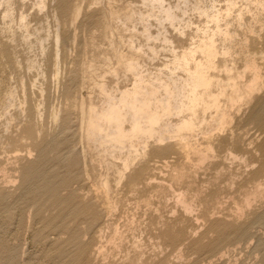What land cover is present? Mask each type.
Masks as SVG:
<instances>
[{
  "label": "rangeland",
  "instance_id": "obj_1",
  "mask_svg": "<svg viewBox=\"0 0 264 264\" xmlns=\"http://www.w3.org/2000/svg\"><path fill=\"white\" fill-rule=\"evenodd\" d=\"M10 1L12 2V7L15 11L12 18L14 20L9 18L4 19L3 14L5 13L6 5H1L0 3V46L2 45L3 47H0L2 52H0V57L3 56L1 57L3 61L0 58V102L1 100L3 101V99H6V96L4 97V95L7 94L6 92L14 87L13 90H15L17 94L16 99H20L19 101L22 102L20 95L23 99L25 98L23 100L25 107L22 106L23 102L20 105L19 101L16 100L18 101L16 106H12V108L8 107L7 116L3 117L5 116L3 115L4 111H2L3 109L5 110V107H3L4 101L1 103L2 106L0 104V112L2 111V114L0 113V115H3L0 116L3 120L0 119V264H264V196L255 197L253 199L255 202L252 201L253 206L251 205V207L243 213L237 208L241 204L243 200L242 198H245L246 194L250 193L251 190L253 192L256 185L261 184L260 186L263 187L262 189L264 190V152L262 148L264 145V89L259 92L260 94H254L248 103H244L232 111V126L224 132L225 134H214V146L217 152L215 159L218 160L216 161L214 159L213 162L209 160L211 163H205V165H202V168L200 166L197 167L200 171L198 174L195 162L193 165L186 166L185 163L187 162H185L186 160L184 158L175 154L169 155V157L157 156V152L154 150L146 160H143L137 166L132 174L135 180L141 178V183L136 187V190H131L128 186L130 185L129 183L118 186V188L117 184H115V180L113 181L115 178L113 172L108 169L110 161L104 162L100 157L102 150H100L98 146L89 145V143L86 142V130L81 124L80 107H78L81 105L79 102L82 100L85 103V109L89 107L90 103L88 102L90 101L97 106H101L104 101L99 90L97 91V88L93 86V81H90L92 82L90 83L87 82L89 81L87 79L85 84L82 82L81 71L79 72L78 70L81 67L80 64H82L80 62L82 58H85V60H82L83 62L86 61V63H89L91 62L90 60H96L98 54V49L95 50L93 48L91 51L92 47H87L86 49H84V47L86 46V40L89 35L92 34V31L95 36H100L101 34L102 28L100 25L102 22H100L99 25V23H96L95 21L100 15H98L99 5H93V0H47L46 10L44 9L41 12L39 8L37 9L36 4H34V2L36 3V0ZM176 1L177 0L172 3L176 4ZM216 1H218V9H225V5H227L230 0ZM234 1L238 2L237 10L245 9L247 13L246 25L248 27L244 28L240 34L247 31L250 26L254 27L256 40L252 41L251 45L254 51L259 52L257 62L264 74V55H262L264 54V10L260 7L254 6L252 0ZM102 2L103 6H106L108 3L106 0H103ZM118 2L119 0H117V3ZM74 3L75 5H80L82 7L83 13L75 24L76 26L74 24L72 25L69 22L70 18H68L72 7L75 6ZM60 7L63 8L59 9ZM58 10L60 11L55 12ZM87 10L90 11H88L90 16L88 15ZM54 13L57 16H55ZM59 13H62V15ZM19 14L21 15L19 16ZM236 14L237 11L234 10L229 21L232 24H235L234 26L237 28L235 21ZM252 14H256V21L251 20L250 17H252ZM22 15L26 17L29 16L27 17V22L31 27L30 31H33L32 34L35 32L37 34H33L31 37L32 41L36 40V37L39 36L38 34H44L49 31L46 33L48 36L50 35L47 42H51V46L55 49L53 39L55 31L59 29L56 21L58 17L60 18V21L63 22L59 31L64 33V37H68L69 35L71 37L74 35L75 37L77 35L75 37V42L71 39L72 42L69 40L64 47L63 45L61 46L62 62L60 61V72L62 74H59L61 75V77L59 76L60 79L59 77L57 79L54 76L53 60L51 58L49 59V57L46 56V58H44L42 57L43 55H41L40 58L39 54H41V51L39 47L34 45V49H31L29 46L27 47V44L23 39L18 40V38H22L25 34V31H23L24 29L20 28V18ZM85 17L87 18L85 19ZM184 18L186 20L193 19L196 26L204 27L207 25L205 19H199V17L193 15L191 12ZM63 19L68 22L65 23ZM100 20L101 18L98 19V21ZM42 23L46 25L45 28ZM47 23H49L48 26ZM135 23L133 24L134 29L133 26L129 25L131 33H129V35L127 34V38H133L134 45L137 48H142L143 51L147 53V56L144 58V64L151 72H157L158 69L163 68L164 65L173 60L174 53L171 51L175 50L176 53H181L198 39V34L195 32V29H193L195 26L186 31L187 33L185 35H179L172 28L169 27L168 29L167 27L168 34L166 35L173 39L172 45H167L161 40L149 43L145 38V28H143V25H141V23ZM41 24L43 27H41ZM64 24L67 25L65 26ZM13 27H15V29H13ZM152 27V34L157 36L160 33L159 26L154 22ZM35 29H37L38 32ZM7 30L11 34L8 33ZM15 30L16 34H13L15 33ZM63 30H66L68 36L65 35ZM42 34H40V36H42ZM46 34L44 35L47 36ZM10 38L11 40L14 38L12 40L13 44L9 40ZM16 40L23 43L19 42L20 45ZM50 40H52L53 43ZM100 41L102 42V40ZM47 42L45 43V47L47 46L48 48L46 49V53L50 55L53 53L51 52L53 50L50 45L48 47ZM102 45L104 49H108L107 43H103ZM24 46H26L27 49ZM127 47L128 46H124V49L122 50L128 52ZM145 47L149 50L156 49V51L159 52L157 59L152 60V52ZM9 48L15 49L13 53H11V51L10 53L14 55V61H18V65L14 64L13 59H11L9 53V50L11 49ZM16 49L17 54L15 53ZM83 50L86 51L84 52ZM82 51L84 56L81 53ZM4 52L10 57L3 54ZM21 52L22 54L20 57ZM5 56L7 58H4ZM31 56L37 57L38 60L44 58V61L40 60L42 66H38L42 68H39L40 71L35 69H25L27 68V63L34 60V57L28 59ZM7 59L10 61L9 64L6 63L8 62ZM24 59H27L26 62ZM49 61H51L52 66ZM2 62L5 63L6 67ZM21 62H23V64ZM42 62H45L46 64L44 65ZM11 65L12 69L10 70ZM15 65L23 68L22 71L20 67L17 66L15 67L17 68L16 71L15 68H13ZM22 65L25 66L22 67ZM99 65L100 64L97 63V68H101ZM237 66L241 70L242 63L238 62ZM43 67L47 68V70L45 68L43 70ZM8 68L9 70L6 71ZM18 68L20 70H18ZM49 68L53 69H50L51 72L53 71V77L50 76V71H48ZM2 69L6 70L3 71ZM27 70H29V73ZM11 71L13 73H10ZM20 71L22 72L23 77H17L16 74ZM36 71H39V73ZM33 72H36V74ZM40 72H42V75L44 76L41 75L37 78V74H41ZM11 74H13V76ZM7 75H11L12 78ZM108 76L106 77V81L108 85L112 87L118 82V80ZM20 79L23 80H21L22 85L24 83L26 84H24L25 93L21 90L23 88L22 85L20 87L21 83L18 84ZM35 79L36 81L33 83L32 80ZM27 82L30 83L28 84ZM81 83L83 85H81ZM120 84L121 86L129 85L123 74L120 76ZM18 85L19 87H17ZM36 88L37 91L35 90ZM38 89L42 91L44 89V91H38ZM18 90L19 93H17ZM23 93L25 97L23 96ZM77 102L80 105H78ZM256 103L257 105H255ZM17 104L20 108L17 107ZM29 107H32L33 109H30ZM34 107L36 109L37 107H42L40 108L39 116L36 114V109ZM51 107H55L57 109L54 108L56 111L60 109L59 112H57V119L53 117L52 110L54 111V109ZM13 108L15 109L12 110ZM237 108L238 112H236ZM16 109H18L16 112L19 111V116H17L18 113H15ZM20 111H22V113H20ZM41 112L43 113L41 114ZM8 113L11 114L9 115ZM8 116L9 118L12 116L13 119L15 118L12 122L13 125L6 120ZM32 116H36V119ZM16 117L21 118L18 120ZM4 123H9L10 126L7 125L6 128ZM230 130H232V132H230ZM241 131L242 133H240ZM239 136L242 137V140L239 139ZM199 138L201 143L204 142L203 135H200ZM228 150L233 155L238 154L241 158L238 160L234 158V160V156L232 157V154H230L232 157V159H230L231 157L229 154H227L229 157L226 155ZM242 153L245 155H242ZM247 155L250 156L247 158ZM244 156L246 158H244ZM253 157L254 160L251 159ZM170 160L172 162H170ZM227 160L229 161L225 162V164L224 161ZM164 163L166 164L164 165ZM252 164L253 166H251ZM155 165H157V167ZM162 166L164 168H162ZM249 166L252 171L249 169ZM194 168L196 170L195 172ZM163 169L165 171H163ZM158 171L164 174L163 176L166 174V176L163 178L162 174L157 173ZM186 175L188 177H186ZM195 175H197V180L195 179ZM105 178L109 180L110 188H113L114 191H116L114 192L112 191L113 189L111 190V199L119 202L117 211L114 213L109 212L108 216L107 209H104L106 208L105 201H103L104 198L102 197L104 194L100 186ZM150 178L153 184L151 181L148 182ZM153 178L155 179V183L153 182ZM188 179L191 182H189ZM162 182L166 183V185L168 184V187L170 185V188L173 190H169L170 188L168 189V187H165V184ZM189 185L191 190L189 189ZM227 185H230L231 187H227ZM253 185L255 186L254 188ZM214 187H216V190ZM229 188H231V190ZM202 190L204 191L202 192ZM220 190H222V192ZM130 191L133 195H128L130 194ZM133 191H136V194L133 193ZM172 191L175 194L171 193ZM178 191L186 192L187 195L189 194L188 197H192L195 202L198 198L197 205L199 207L197 206L196 212L193 216H187L184 214L181 206L177 204L176 198L179 194ZM215 192H218V194ZM197 193H199V196L195 198ZM214 193L215 195H213ZM112 195L114 197H112ZM126 196H128V198ZM210 196H212V198ZM219 196L224 199H221ZM173 208L174 211H172ZM220 208L221 212L219 210ZM219 227L221 229H219ZM99 251L100 253H98Z\"/></svg>",
  "mask_w": 264,
  "mask_h": 264
},
{
  "label": "bare ground",
  "instance_id": "obj_2",
  "mask_svg": "<svg viewBox=\"0 0 264 264\" xmlns=\"http://www.w3.org/2000/svg\"><path fill=\"white\" fill-rule=\"evenodd\" d=\"M46 1L47 0H36V3L34 2V4H36L37 9L39 8V10L42 12V10L47 8ZM102 1L103 0H93L92 1L93 5H95V6L99 5L98 6L99 7L98 15L99 14L101 15V17L99 15L101 20L98 21V19H100V18L97 16L98 18L95 21H96V23H99V25H100V22H102L100 25L102 28L101 34H100V36L98 35L99 36L98 37V36H95V34H93V31H92V34L89 35L87 40L85 39L86 40V46L84 47V49H86L87 47H90V48L92 47L91 51L93 50V48L95 50L98 49V54L96 56V60H93V61L90 60L91 62L86 63V61H84V62L82 61V60H85V58H82L80 60V62L82 64H80L81 67L78 70H79V72L81 71L82 82L85 84L87 79L89 80L87 82L93 81V86H95L97 88L96 89L97 91L99 90V93L102 96V98L104 99V101H103L101 106L100 105L97 106L92 101H90V102H88L90 104H89V107L87 109H85V103L83 100L81 102H79V103H81V105L78 104V102H77V104L80 105L78 107H80L81 124H82V126L85 127V130H86V137H85L87 139L86 142L89 143V145H96L99 147L100 150H102L100 157L104 162L110 161V163L108 165V169L113 172V174H114L113 176L115 177L113 179V181L115 180V182H116L115 184H117V187L121 186V185H125L126 183H129L130 184V185H128L129 188H131V190H134V189L136 190V187L141 183V178L135 180L134 177L132 176V174L136 170L137 166L143 160H146L147 157H149V155L152 154L154 150H156L157 156H168L169 157V155H173V154L178 155L181 158H184L186 160L185 161V162H187V163H185L186 166L193 165V163L195 162L197 170L199 169L197 167L200 166L202 168L203 167L202 165H205V163L210 162L209 160H211L213 162L214 159L216 158V154H217L215 146H214V138H213L214 134L219 133V135H220L221 133H224L229 128H231L232 122H233L232 111L236 107H240L242 104L248 103L252 99V96L254 94H256V93L260 94L259 92H261L264 89V74H263L261 67L259 66V64L257 62V56L259 55V52L254 51L252 49V45H251V42L256 40V37H255L256 32L254 30V27L250 26V28H248L247 31H244L242 34H240V32L244 30V28L248 27L246 25L247 13H246L245 9L237 10L238 2H236L234 0H230L228 2V4L225 5L226 6L225 9H223V8L218 9V5H217L218 1H216V0H177L176 4L172 3L175 0H119L118 3H117V0H106V2H108L106 6H103ZM252 1H253L254 6L260 7L264 10V0H252ZM63 2H65V1H63ZM248 2H251V1H248ZM0 3H1V5H6V10L4 11L5 13L3 14L4 19H8V18L12 19L13 14L15 12L13 7H12L13 6L12 2L10 0H0ZM58 3H59V1H58ZM75 3H74V5H75ZM88 6H89V4H88ZM61 8H63V7H60L59 9H61ZM87 9H88V7H87ZM89 9H90V6H89ZM234 10L237 11L236 20H235L237 28L234 26L235 24H232L229 21L233 15V13H234ZM59 11L60 10L55 11V12H59ZM88 11L89 10H87V13H88ZM37 12H39V11H37ZM190 12L193 13V15H196L197 17H199V19H205L207 21V25L204 27H200V26H196V23L193 21V19L186 20L184 17H186L188 14H190ZM51 14H53V13H51ZM59 14L62 15V13H59ZM82 14H83L82 13V7L80 5H75L74 7H72L69 15L67 14L69 16L68 18H70V20L68 19L69 22L72 25L73 24L75 25L78 22V19L80 18V16ZM20 15L21 14H19V16ZM88 15H89V13H88ZM180 15H182L183 17ZM55 16H57V15L55 14ZM27 17H29V16H27ZM27 17L22 15L20 18V26H21L20 28L24 29L23 31H25V34L23 35L22 38H18V40L23 39V41L26 42L27 47L29 46L31 49H34L35 46L39 47V49L41 51V54H39L40 58H41V55H43L42 57H44V58H46V57H49V59L51 58L53 60L54 70L49 68L48 71H50V69L53 70L54 72L53 71L52 72L54 73V76L58 79L59 76L61 77V75H59L61 73L60 72V61H61V53H62L61 52V46L63 45V47H64V45L67 42H69V40L71 41V39H72V41L74 40V42H75L76 41L75 37L77 35L75 34L76 35L75 37L73 35L72 36L73 38H72L70 35L68 36L66 34V30L65 31L63 30L65 32V35L70 37V38L64 37L63 36L64 33L59 31L60 26L63 22H61L60 18L58 17L56 19V21H57V27L59 29L57 31H55V33H54L55 34L54 39H53V41H54L53 45L55 46V49H54V47H52L50 44L51 42L50 43L47 42L48 39L50 38L49 37L50 35L48 36V34H46V33H48L49 31L45 32V33L43 32L47 36H45L44 34L39 32L40 34H42V36H40V34H38L39 36L36 37L35 41L31 40V37L33 36V34H35V35H37V34H36V32L32 34L33 31L32 32L30 31L31 27H30V25H28ZM54 18H56V17H54ZM54 18H53V20H54ZM86 18L87 17H85V19ZM250 18H251V20L256 21V19H257L256 14H252V17H250ZM66 19H67V16H66ZM12 20H14V19H12ZM61 20H62V18H61ZM56 21H55V23H56ZM13 22H15V21H13ZM46 22H48V21H46ZM66 22H68V21H65V23ZM135 22H137L138 24L141 23V25H143V28H145V30H144L145 31V38H146L147 42H149V43L152 41L161 40L167 45H172L173 39L168 37V35H166V34H168L169 27L172 28L175 32H177V34L185 35L187 33L186 31L192 29L195 26V28H193V29H195V32L198 34V39L195 42H193L186 50H184L181 53H176L175 50L171 51L174 53L173 60L171 62H169L168 64L164 65L163 68L158 69L157 72H151L149 69L146 68V66L144 64V58H145V56H147V53H145L142 48H140V47L137 48L134 45L133 38H131V37L129 39L127 38L129 33H131L129 25L133 26V24ZM154 22L157 23V25L160 28V33L157 36H154L151 32V28H153L152 26H153ZM4 24H6V23H4ZM8 24H10V23H8ZM42 24H41V27H43ZM71 24H70V26H71ZM17 25H19V24H17ZM48 25H49V23H47V26ZM39 27H40V25H39ZM45 27H46V25H44V28ZM73 27H72V29H73ZM167 27H168V29H167ZM44 28H42V29H44ZM13 29H15V27H13ZM16 29L18 30L17 27H16ZM33 29H34V27H33ZM67 29H68V27H67ZM133 29H134V26H133ZM9 30H10V28H9ZM35 30L37 31V29H35ZM50 30H51V28H50ZM54 30H55V28H54ZM54 30H52V31H54ZM23 31H22V33H23ZM39 31H40V28H39ZM69 31H70V29H69ZM7 32H8V30H7ZM71 32H72V30H71ZM132 32H133V30H132ZM136 32H138V31H136ZM8 33H10V32H8ZM142 33H144V32H142ZM13 34H16V30H15V33H13ZM134 35H135V32H134ZM6 36H8V35H6ZM11 36H13V35H11ZM19 36H21V35H19ZM14 38H15V36H14ZM14 38H12V40ZM134 39H136V38H134ZM9 40L12 43L11 38ZM100 40H102V42ZM146 40H145V42H146ZM10 41H9V43H10ZM50 41H52V40H50ZM53 41H52V43H53ZM2 42H4V41H2ZM16 42L19 43L20 41L16 40ZM46 42L48 43V47L50 45V47L53 50V51H51L53 53L50 55L48 53H46V49H48L47 46L45 47ZM9 43H7V44H9ZM20 43H23V42H20ZM103 43L104 44L107 43L108 49H104V47L102 45ZM20 45H18V46L21 47ZM124 46L125 47L128 46L127 47L128 52L122 50V49H124L123 48ZM0 47H2V45ZM24 47L26 48V46H24ZM9 49H11V50H9V53H10V51H11V53H13V51L15 50L14 48H9ZM150 49H151V47H150ZM36 50H37V48H36ZM147 50H149V49H147ZM83 51L85 52L86 50H83ZM83 51L81 53L84 56ZM149 51L152 52V54H151L153 56L152 60L157 59L159 52L156 51V49L155 50L152 49ZM0 52H1V50H0ZM5 52L3 54H5ZM23 52H25V51H23ZM48 52H49V50H48ZM11 53H10L11 59H13V61H14V57H13L14 55ZM15 53L17 54V49H16ZM21 54H22V52L20 53V57H21ZM262 55H264V54H262ZM6 56L4 58L10 57V56L6 57ZM1 57H3V56H1ZM27 57H29V56H27ZM33 57L31 56L28 59H32ZM44 58H42V60L41 59L38 60L37 57H34L33 58L34 60H31V61L29 60L30 62L27 61L28 62L27 68H25V67L24 68L30 69V70L35 69V70L40 71V69H42V68L38 67V66L41 65L40 63H41V61H44L43 60ZM18 59H19V56H18ZM63 59H64V57H63ZM1 60L3 61L2 58H1ZM4 60H6V59H4ZM26 60L24 59L25 62H26ZM7 61H8V59H7ZM15 62L16 61H14V64H17V65L19 64L18 61L16 63ZM45 62H46V60H45ZM45 62H42V63H44V65H45L47 63V62L46 63ZM49 62L51 64V61H49ZM238 62L242 63L241 70L237 66ZM6 63L9 64L10 61H8ZM11 63H12V61H11ZM21 63L23 64V62H21ZM97 63L100 64L99 66H101V68H99V67L97 68ZM2 64L6 67L5 63L2 62ZM17 65H15L13 68H15ZM23 66H25V65H22V67ZM51 66H52V64H51ZM17 67H20V66H17ZM49 67H50V65H49ZM44 68L45 67H43V70H44ZM11 69H12V65H11L10 70ZM16 69L17 68H15V70ZM20 69L22 71L23 68L20 67ZM20 69L18 68V70H20ZM45 69L47 70V68H45ZM4 70H6V69H4ZM8 70H9V68L6 71H8ZM21 71L18 74H16L17 77L23 75ZM28 71L29 70H27V72ZM39 71H36V72L39 73ZM36 72H33V73L36 74ZM52 72L50 71V76L53 77ZM10 73H13V72L11 71ZM20 73H21V75H20ZM40 73L41 74H37L38 75L37 78H39V76L42 75V72H40ZM76 73H78V72H76ZM43 74H45V73H43ZM121 74H123L124 78L128 82V84H129L128 86H121V84H120ZM11 75L13 76V74H11ZM11 75L10 76L7 75V76L12 78ZM108 75H110L114 79L118 80V82L112 87H110L106 81V77ZM42 76H44V75H42ZM110 76H108V77H110ZM60 77H59V79H60ZM36 79L32 80L33 83H35ZM9 80H10V78H9ZM21 80L22 79H20V82L18 83V84L21 83L20 87H21L22 81H23V80L22 81ZM18 81H19V79H18ZM52 81H53V79H52ZM56 81H58V80H56ZM37 83H36V85H37ZM90 83H92V82H90ZM24 84L22 85V87H23L22 89L19 88V89L23 90L22 92H24V90H25ZM41 84H42V81H41ZM81 85H83V84L81 83ZM17 87H19V85ZM13 89H14V87H13ZM13 89H11V90L9 89L10 91L7 89L8 92H6L7 93L6 95H4V97L6 96L5 97L6 99H3L4 102L2 100L0 102V104L3 102V104H4L3 107H5V110L4 109L2 110V111H4L3 115H5V116H3V115H0V116L6 117L7 112H8L7 108L8 107L12 108V106H16V103H18V101L20 100V99H16L17 94H16V91ZM32 89H33V87H32ZM21 90H20V92H21ZM27 90H28V88H27ZM35 90L37 91V88ZM35 90H33V91H35ZM39 90L40 89H38V91ZM40 91H42V90H40ZM43 91H44V89H43ZM30 92H32V91H30ZM42 92H41V94H42ZM17 93H19V90L17 91ZM24 93H23V96H24ZM28 93H29V91H28ZM18 96H17V98H18ZM20 98H22V102L25 99V98L23 99V97H21V95H20ZM30 98H31V96H30ZM16 100H18V101H16ZM71 101H73V100H71ZM22 102L19 101L20 105ZM257 103L255 105H257ZM32 105H30V106H32ZM35 105H37V104H35ZM39 105L42 106L41 104H39ZM1 106H2V104H1ZM22 106H24V102L22 103ZM22 106H21V108L23 109ZM17 107L20 108V106H18V104H17ZM75 107H76V105H75ZM40 108H42V107H37V109L35 108L36 114L38 116L40 114ZM54 108H52V109H54ZM263 108H264V105H263ZM14 109L15 108H13L12 110H14ZM30 109H33V108L31 107ZM30 109H28V110H30ZM55 109H54V111L52 110V115L54 118L57 119V117H58L57 112H59L60 109L58 111H56L57 109L56 110ZM17 110L18 109L15 110V113H18L17 116H19V111L16 112ZM12 112H14V111H12ZM34 112H35V110H34ZM50 112H51V110H50ZM236 112H238V108H237ZM11 113H8V114L10 115ZM20 113H22V111H20ZM42 113L43 112H41V114ZM234 114H236V113H234ZM20 116H21V114H20ZM12 117L9 118V116H8V118L6 120L9 123H12L13 120L15 119V118L13 119ZM32 117H35V119H36V116H32ZM20 118L16 117V119H18V120ZM41 118H42V116H41ZM0 119H1V117H0ZM3 119H5V118H3ZM56 119H55V122H56ZM23 120H25V119H23ZM240 120H242V119H240ZM16 122H17V120H16ZM9 123H6V124L4 123L6 128H7V125L10 126ZM14 123H15V121H14ZM12 125H13V123H12ZM239 130H238V132H239ZM235 131H237V130H235ZM230 132H232V130H230ZM81 133H82V130H81ZM240 133H242V131ZM200 135L201 136L203 135V138H204V142H202V143L200 142V138H199ZM236 135H237V133H236ZM244 137H243V139H244ZM239 139L242 140V137L239 136ZM251 139H252V137H251ZM244 141H246V140H244ZM262 148H263V152H264V145L262 146ZM99 149H98V151H99ZM229 150H228V152L226 151L227 152L226 155L229 154V156H230V154H232V153ZM242 155H245V154L242 153ZM231 156L232 157L234 156L233 159L235 158L237 160L241 158V156H239L238 154L237 155L232 154ZM249 156L247 155V158ZM232 157L230 159H232ZM172 158H175V157H172ZM225 158H223V159H225ZM244 158H246V157L244 156ZM251 159L254 160V157ZM242 160H244V159H242ZM228 161L229 160L224 161V163L228 162ZM170 162H172V161L170 160ZM165 164L166 163H164V165ZM155 166L157 167V165H155ZM163 166H162V168H164ZM251 166H253V164ZM180 169H182V168H180ZM249 169L251 170V167ZM166 170L169 171L168 169H166ZM220 170H221V168H220ZM159 171H161V170H159ZM159 171L157 173L162 174ZM163 171H165V170L163 169ZM195 171L196 170L194 168V172ZM154 172H156V171H154ZM198 172H200V171L198 170L197 174H198ZM256 174H257V172H256ZM163 175L164 174H162V176ZM165 176H166V174H165ZM165 176H163V178ZM188 176H189V174H188ZM188 176L186 175V177H188ZM196 177H197V175H195V179H196ZM202 180H203V177H202ZM149 181H151V183H152L151 178L148 180V182ZM154 181H155V179L153 180V182ZM182 181H183V179H182ZM188 181H189V179H188ZM189 182H191V181H189ZM259 182H260V180H259ZM210 183H212V182H210ZM252 183H254V182H252ZM150 184H149V186H150ZM156 184H160V183H156ZM163 184H165V187H168L167 186L168 184L167 185H166V183H163ZM214 184H216V183H214ZM194 185H195V183H194ZM201 185H203V184H201ZM231 185H232V183H231ZM254 185H256V184H254ZM254 185H253V188L255 187ZM260 185H256L254 191L252 192V190H251L252 193L251 192L248 193V191L246 190V192L248 194L245 193L246 194L245 198H242L243 200L241 199L242 202L240 201L241 202V204L239 203L240 205L238 204L239 206L237 208L239 209V211H241L242 213L245 212L247 209H249L251 207L252 201L255 197H263L264 196V190L262 189L263 187H261ZM100 186H101V189L103 190L104 196L102 195V197L104 198L103 201H105L104 203L106 206V208H104V207L103 208L107 209V211H108L107 216H108L109 212L114 213L117 211L118 206H119V202L111 199V190L113 188L112 189L110 188V182L108 179L105 178L103 180V182H101ZM229 186L227 185V187H229ZM163 187H164V185H163ZM216 187H217V185H216ZM216 187H214L215 190H216ZM169 188H170V185H169L168 189ZM171 189L172 188H170L169 190H171ZM189 189H190V185H189ZM200 189H201V187H200ZM206 189H208V188H206ZM229 189L231 190V188H229ZM197 190H198V187H197ZM99 191H101V190H99ZM112 191H114V189ZM203 191L204 190H202V192ZM220 191L222 192V190H220ZM114 192H116V191H114ZM202 192H200V193H202ZM133 193L136 194V191H133ZM171 193H173V191ZM215 193L218 194V192H215ZM215 193L213 195H215ZM173 194H175V193H173ZM113 195H115V194H113ZM113 195H112V197H114ZM128 195H133V194H131V191H130V194H128ZM167 195H169V194H167ZM188 195L186 194V192H183V191L179 192V194L177 195V198H176L177 204H179L181 206L184 214H186L187 216H193V214L196 212V208L198 206L197 205V200H198L197 197L199 196V193H197V195L195 197V198H197L196 202H195V200L192 199V197L189 198ZM102 197H101V199H102ZM126 197L128 198V196H126ZM133 197H135V196H133ZM133 197H132V199H133ZM205 197H208V196H205ZM210 197L212 198V196H210ZM118 198H119V196H118ZM159 198H160V196H159ZM220 198L222 199L223 197H220ZM217 199H219V198H217ZM165 200H164V202H165ZM211 201H212V199H211ZM223 201H221V202H223ZM173 202H174V200H173ZM219 202H218V204H219ZM253 202H255V201H253ZM215 204H217V203H215ZM167 205H168V203H167ZM220 205H221V203H220ZM200 210H201V208H200ZM202 210H203V208H202ZM219 210L221 212V208ZM172 211H174V208ZM131 214H133V213H131ZM194 218H193V220H194ZM197 218H198V216H197ZM60 222H62V221H60ZM189 222H190V220H189ZM57 226H59V225H57ZM219 229H221V228L219 227ZM100 232H102V231H100ZM117 236H119V235H117ZM150 242H151V240H150ZM138 247L140 248L139 245H138ZM102 252H103V250H102ZM98 253H100V251Z\"/></svg>",
  "mask_w": 264,
  "mask_h": 264
}]
</instances>
